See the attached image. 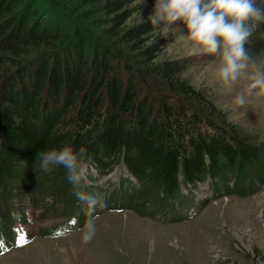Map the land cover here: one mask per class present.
<instances>
[{
	"label": "trees",
	"instance_id": "1",
	"mask_svg": "<svg viewBox=\"0 0 264 264\" xmlns=\"http://www.w3.org/2000/svg\"><path fill=\"white\" fill-rule=\"evenodd\" d=\"M131 2L0 0V235L6 240L14 221L27 218L18 200L24 192L29 198L32 184L53 197L46 215L78 210L63 168L35 171L37 153L51 148L86 147L85 160L103 172L123 162L140 182L144 203L175 200L181 185L195 187L206 176L216 193L222 180L224 194L239 181L257 180L255 173L262 179V147L181 76L186 59L156 61L163 43L150 40L154 30L146 20L126 23ZM254 28L245 47L264 71V23Z\"/></svg>",
	"mask_w": 264,
	"mask_h": 264
},
{
	"label": "rangeland",
	"instance_id": "2",
	"mask_svg": "<svg viewBox=\"0 0 264 264\" xmlns=\"http://www.w3.org/2000/svg\"><path fill=\"white\" fill-rule=\"evenodd\" d=\"M154 3L132 0L126 23L146 20ZM150 40L163 43L156 61L186 59L188 66L181 76L204 90L228 123L264 151V96L257 95L258 89L249 90L251 77L259 72L256 66L249 63L235 81L225 82L219 75V51L204 54L187 38L179 22L167 34L157 36L153 31ZM237 96H243V105L236 102ZM86 162L89 183L84 190L107 200L106 208L97 209L95 237L87 244L82 242L77 228L85 222L86 206L77 198L78 225L52 234L51 230L65 228L57 223L68 217L46 215L53 197L49 190L32 184L26 192L29 198L24 192L20 203L18 200L27 219L17 221L25 224L21 229L26 233L8 236L13 245L0 250V264H264V163L257 170H263V177L253 174L257 180L249 184V193L237 192L248 189L241 181L229 194H224L221 183L220 191L213 195L205 179L195 187L181 185L182 196L173 206L166 201L144 203L138 198L140 182L129 175L123 162L104 172ZM128 175L131 181L123 179ZM61 204L65 209V199ZM190 208L195 212L191 216ZM48 226L51 229L45 233ZM4 240L0 235V248L6 245Z\"/></svg>",
	"mask_w": 264,
	"mask_h": 264
},
{
	"label": "clouds",
	"instance_id": "3",
	"mask_svg": "<svg viewBox=\"0 0 264 264\" xmlns=\"http://www.w3.org/2000/svg\"><path fill=\"white\" fill-rule=\"evenodd\" d=\"M146 22L153 26L157 36L169 33L179 22L186 29L187 38L199 45L204 54L215 55L219 51L222 65L219 75L228 82L235 81L250 61L253 67L256 66L245 45L255 30L254 26L264 23V7L258 0H155ZM261 38L264 39V32ZM260 64L264 65V60ZM251 80L249 90L258 89L257 95L264 96V71L257 72ZM236 102L243 105V96H237ZM86 154V147L77 150L68 144L39 151L34 165L37 175L59 168L65 170L73 194L86 206L85 222L77 228L85 244L95 237L97 209L107 207V200L84 190L89 183ZM71 223L77 224V218Z\"/></svg>",
	"mask_w": 264,
	"mask_h": 264
},
{
	"label": "bare ground",
	"instance_id": "4",
	"mask_svg": "<svg viewBox=\"0 0 264 264\" xmlns=\"http://www.w3.org/2000/svg\"><path fill=\"white\" fill-rule=\"evenodd\" d=\"M123 179H127L128 181H131L129 175L126 177V178H123ZM97 190V189H96ZM98 191V190H97Z\"/></svg>",
	"mask_w": 264,
	"mask_h": 264
},
{
	"label": "snow or ice",
	"instance_id": "5",
	"mask_svg": "<svg viewBox=\"0 0 264 264\" xmlns=\"http://www.w3.org/2000/svg\"><path fill=\"white\" fill-rule=\"evenodd\" d=\"M24 242H26V241H24Z\"/></svg>",
	"mask_w": 264,
	"mask_h": 264
}]
</instances>
